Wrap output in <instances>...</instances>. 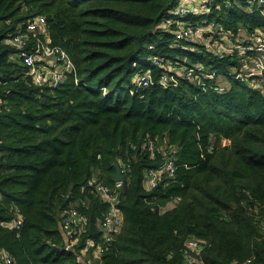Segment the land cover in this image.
<instances>
[{"label":"trees","instance_id":"trees-1","mask_svg":"<svg viewBox=\"0 0 264 264\" xmlns=\"http://www.w3.org/2000/svg\"><path fill=\"white\" fill-rule=\"evenodd\" d=\"M179 3L0 0V252L12 264H183L189 237L201 241L203 264H264V96L230 77L235 60L171 46L162 23ZM36 15L74 66L56 87L27 76L11 42ZM216 20L232 33L264 29L262 14L241 7H221ZM153 56L200 62L231 86L202 90L181 78L164 87ZM143 71L151 82L134 89ZM148 140L176 150L174 175L151 189L145 172L162 157L147 152ZM114 165L123 169L122 224L95 258L84 243L101 237L110 203L96 187L114 186ZM70 209L85 227L72 251L63 248L75 235L60 222ZM14 210L17 230L5 225Z\"/></svg>","mask_w":264,"mask_h":264},{"label":"built area","instance_id":"built-area-1","mask_svg":"<svg viewBox=\"0 0 264 264\" xmlns=\"http://www.w3.org/2000/svg\"><path fill=\"white\" fill-rule=\"evenodd\" d=\"M241 7L249 12L256 10L264 16V0H180V3L171 11V19L164 21V30L171 29V46L180 48L183 51H193L189 42L193 39L202 41L200 46L204 51L219 59L230 58L235 64L227 67L230 77L238 82H246L247 85L260 91L264 95V29L254 28L252 30L239 29L232 33L224 28L223 24L216 20L217 12L221 7ZM198 17H201L199 19ZM19 25L11 42L19 49L18 58L20 64L26 68V75L38 85H49L56 87L65 78V73L74 71V66L67 53L58 46H50L46 41V19L43 15H36ZM42 34L44 39H36L31 35ZM31 38L36 39L34 45L29 49ZM153 46H149L152 48ZM52 63H49L48 60ZM151 63L164 69V72L157 80L164 87L176 85L179 79L185 78L206 90L209 86L225 90L216 83V77L221 75L214 68L206 67L200 62H181L176 59L162 60L153 56ZM134 89L145 88L151 82L148 71L137 72L132 77ZM133 89V90H134ZM223 89V90H222ZM132 92V91H130ZM146 150L151 155L161 154V163L156 169L145 172L144 186L146 189L157 187L164 178L172 177L175 173V148L173 146L158 145L154 140H148ZM121 174L123 169H120ZM123 177V176H122ZM123 181V179H122ZM122 181H114L113 187L98 184L97 194L104 196L110 203L108 212L100 222L101 237L98 242L86 240L84 252L93 253L96 258L110 250V246L120 231L122 214L116 207L119 202V190ZM180 198H175L178 201ZM61 227L67 233L75 235L71 241H67L64 250L72 251L77 245V236L85 232L81 216L75 209L64 213L60 219ZM22 224L21 215L14 210L13 217L5 223L8 228H20ZM188 253L184 256L183 264H203L199 260V253L202 250L201 241L195 237L186 240ZM76 260H82V255L77 254ZM0 264H12V259L6 252H0Z\"/></svg>","mask_w":264,"mask_h":264},{"label":"rangeland","instance_id":"rangeland-1","mask_svg":"<svg viewBox=\"0 0 264 264\" xmlns=\"http://www.w3.org/2000/svg\"><path fill=\"white\" fill-rule=\"evenodd\" d=\"M200 43H202L201 40L199 39H193V41L189 42V46L193 48V51L191 52H195L196 50H204L201 46ZM183 60H187L189 61V58H185L184 56H182ZM176 60L180 61L178 56L175 57ZM182 62V61H181ZM184 62V61H183ZM186 62V61H185ZM216 83L221 87L224 88L225 91L229 90L231 84L230 82L226 80L225 77H222L221 75H218L216 77ZM223 90V89H222ZM263 94V93H262ZM264 96V95H263ZM223 144H226L227 142L225 140L221 141Z\"/></svg>","mask_w":264,"mask_h":264},{"label":"water","instance_id":"water-1","mask_svg":"<svg viewBox=\"0 0 264 264\" xmlns=\"http://www.w3.org/2000/svg\"><path fill=\"white\" fill-rule=\"evenodd\" d=\"M114 167H115V170H116L114 181H122L123 177H122V174H121L119 166L118 165H114ZM54 249L58 250L57 247H55Z\"/></svg>","mask_w":264,"mask_h":264},{"label":"crops","instance_id":"crops-1","mask_svg":"<svg viewBox=\"0 0 264 264\" xmlns=\"http://www.w3.org/2000/svg\"><path fill=\"white\" fill-rule=\"evenodd\" d=\"M48 62H49V63H52V61H51L50 59L48 60Z\"/></svg>","mask_w":264,"mask_h":264}]
</instances>
